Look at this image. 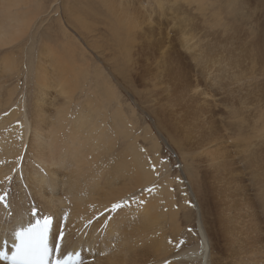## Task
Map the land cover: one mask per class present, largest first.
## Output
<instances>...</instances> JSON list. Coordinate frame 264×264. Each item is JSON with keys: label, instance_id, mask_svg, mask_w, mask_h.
<instances>
[{"label": "bare ground", "instance_id": "obj_1", "mask_svg": "<svg viewBox=\"0 0 264 264\" xmlns=\"http://www.w3.org/2000/svg\"><path fill=\"white\" fill-rule=\"evenodd\" d=\"M195 1L200 4L201 0ZM182 2L184 1L157 0L156 7H151V4L145 7L144 3L136 6L131 0H127V3L123 5L116 2L115 10L118 8L116 10L118 15L110 28L115 48L110 61L115 67L113 69L110 66L111 69L108 72H112L115 80L114 75L125 80L121 82L125 85L128 83L126 78L133 76L131 74L133 62L137 60L143 64L142 67H146L149 65L150 53L155 52L154 57L159 64L153 69L146 68L149 72L154 71L157 80L152 87L166 94L178 93L180 102L188 98L192 103L195 101L194 97L198 98V106L192 108L194 117L202 119L204 122L202 125L213 135L217 131L228 133L226 139L238 142H236V149L239 153L242 150L240 142L243 148L244 146L250 148L251 139H260L264 136V119L258 118L260 125L257 122L259 126L255 124L250 128L248 120L242 117L239 110L234 107V103L229 105L225 103V109L222 106L224 109L222 113L215 112L214 95L209 93L208 88L212 90L213 86H222L223 78L230 76L233 71V64L228 57L229 52L223 48L222 41L216 33L198 35L206 34L207 31L203 28L194 33L192 29L194 19L190 18L191 22H189L186 14L182 16L184 20L181 21L180 10L185 6ZM29 6L35 10L41 8L38 3L30 4L28 0H0V12H2L0 13V50L17 49L30 37V31L37 22L39 12L33 17L28 11ZM172 12L174 22L170 20ZM157 13L159 18L166 15L165 19L169 21L164 27L155 21L153 15ZM86 16L83 17L84 21ZM84 21L81 23L83 27L87 25ZM169 24L172 26L169 27ZM62 26L65 27L60 24V27ZM63 27L62 34L66 42L62 43L64 45L60 51L56 50L53 44L46 43L42 48L41 44H38V60L33 67L31 58L26 63L25 70L28 72L23 73V76L28 83H32L34 98L32 95L30 103L28 99L27 105L26 102H22L20 108L11 109L7 114L2 113L14 106V95L17 93V87L11 86L12 84L7 85V82L18 78L17 74H22V71L15 66L16 58L12 51L1 56L0 196L8 197L9 213L12 217L6 218L5 212L0 208V232L8 230L18 223L19 218L26 216V198H31L45 214H53L56 217L62 211L68 214L66 250H74L78 247L80 241L73 238L74 232L84 223L95 219V225L87 234L86 240H83L96 254L94 261L88 264H156L162 260L161 255L168 260L166 264H186V262L187 264H210L207 248L209 254L211 249L212 253L219 254L218 249L222 242H220V234L217 233L219 229L215 227L216 221L221 220L215 205L218 202L211 200L213 207V209L210 208L209 213L211 218L207 216L208 219L205 220L210 236V251L209 239L206 232L203 231L205 236L202 234L201 229L199 238L197 237L191 245L175 249L174 244L165 238L163 229L160 232L157 228L158 235H153V231L160 225L163 218L159 211L160 205L167 208L174 225L179 221L176 219V213L173 212L175 200L171 190L172 182L169 179L161 180L159 182L161 186L156 187L157 174L160 173L155 163V159L158 161L159 142L153 140L149 133L146 134V137L151 140L153 151L151 154L143 145L139 146L138 136H134L135 126L128 118H125L119 110H116L113 118H109L105 113L103 115L98 109L88 110L90 107V102L86 101L89 100L88 98L84 100V108L87 110L80 108L73 115L68 114L78 92L82 94L88 91L85 89L88 71L84 68L85 61L82 57L75 60V55L79 53H73L76 43L72 42L68 34L66 36L65 33L68 32H64ZM176 28L179 37H170ZM136 30L142 33L135 34ZM42 40L49 39L43 36ZM137 40L142 43L140 49H136ZM176 44L179 45V49L175 47ZM77 47L76 45V49ZM134 49L142 54L139 58ZM43 53L47 59L40 61ZM119 58L122 60L119 61ZM184 58L188 61L186 64ZM32 69L33 74H31ZM95 73L92 78L96 89L103 91V86L111 80ZM202 74L208 75L205 81L199 79ZM115 82L121 84L117 80ZM203 83L206 85L204 86ZM167 84H172L169 89L165 87ZM106 90L110 95L117 96L116 87L106 86ZM51 91L55 92L54 96ZM50 108H53L51 112ZM21 115L27 117V119L24 118L23 126L19 123ZM247 129H251L253 135ZM26 139L27 147L24 148ZM182 139L183 137H180L179 141L183 142ZM222 139H224L222 134L214 136L213 141L218 140L221 143H216L218 149L216 148L213 154L216 155L215 151L218 153V150L223 151L226 147L222 144ZM171 140L176 144L172 137ZM181 155L183 156V152ZM223 155L224 157L219 156L225 159L223 162L219 161L218 156L214 158L218 164L217 172L224 166L234 165L230 154L223 153ZM251 156L249 161L245 160L244 166L252 168L255 165L258 166L254 161L259 157H256V151H253ZM260 161L263 162L264 159ZM241 162H244V159ZM226 170L222 173H226L224 176L230 175L231 182L240 181L239 177L243 176L241 170L235 165ZM257 171L252 170L248 176L253 180L264 175L263 171L260 170L261 176ZM256 182L254 180V183ZM148 185H151V188L146 192L143 191L138 200L129 199L127 203L121 205L122 201L141 192L138 188H145ZM257 187L254 188L262 192L259 185ZM226 191L228 193H224L222 204L233 203V206L227 205L229 207L223 209V215L227 217V220L225 219V225L222 223L225 228L221 224L219 228H223L221 233L223 240L228 241L224 229L231 228L241 219L242 211L236 197H240L238 195L242 193L243 188L231 191L228 187ZM204 202L208 203V200L205 199ZM259 202H262L264 210V199ZM117 204L120 207L113 210V205ZM261 220L264 224V220ZM96 225H98L97 229ZM157 251L160 254L158 257H156ZM149 258V262H146ZM220 260L219 257L212 259L211 264H221Z\"/></svg>", "mask_w": 264, "mask_h": 264}, {"label": "rangeland", "instance_id": "obj_2", "mask_svg": "<svg viewBox=\"0 0 264 264\" xmlns=\"http://www.w3.org/2000/svg\"><path fill=\"white\" fill-rule=\"evenodd\" d=\"M156 1L157 0H142V2L138 3L137 0H131L136 6L144 3L145 7L149 6L148 4H151V7H156ZM181 1L185 2H182L185 6L180 10L181 13L179 14L181 21L184 20L182 16L186 14L189 22H191L190 18L194 19L192 28L194 33L202 28L206 29V34L201 33L198 35L216 33L220 41H222L223 48L229 52L228 57L233 64V71H231L230 76L223 78L221 82L222 86H213L214 88L212 90L208 88L209 93L214 95L213 100L216 102L215 112L222 113L225 109V103L227 105L234 103V107L239 110L242 117L248 120L250 128L254 127L255 124L258 125V123L260 125L258 118L264 119V0H201V5L196 3L195 0H187V2L185 0ZM32 2L38 3L41 8L39 10H35L32 6L28 8L30 15L33 17L39 12L37 15V22L30 31V37L17 49L0 50V61L2 59L1 56L12 51L16 58L14 64L22 71V74H17L19 76L18 78H14L7 82V85L12 84L11 86L15 85L17 87V93L14 95V106L10 107L2 114H7L11 109H17V107L20 108L22 102H26L27 105V100L29 99L28 103H30L32 95L34 98L32 83H28V80H25L23 76V73L28 72L25 70L26 63L28 59L31 58L33 67L38 60V44H41V48L45 46L46 43L53 44L56 50H61L62 46L65 44L64 42H66L62 34L63 26L60 27V24H63L65 26L63 27L64 32H68L65 33L66 36L68 34L72 42L74 44L76 43L74 45L75 49L73 48V53L83 52L82 55L78 53L79 56L76 54L75 60L77 61L82 57L85 61L84 68L88 71L85 85V89L88 91L82 92V94L78 92L73 99L74 104H72L68 114L73 115V113L79 111L80 108L85 109L84 100L88 98L89 100H86L90 102L88 110L98 109L99 112L102 114L105 113L109 118H113L116 110H119V112H121L125 118H128L135 126L134 136H138L139 146L141 145L142 147L143 145L151 154H153L152 144L151 140L146 137V134L149 133V136L152 137L153 140L159 142V154H157L158 161L155 159V163L157 167H159L160 173L157 174L158 185L156 187L161 186L159 184L161 180L169 179L172 182L171 190L175 200L173 212L176 213V219L179 221L174 225L167 208L160 205L159 211L163 218H161L160 225L153 231V235H158V232H161V229H163L165 238L169 240L171 244L173 243L176 249L191 245L197 237L199 238L201 229L202 234L205 236L204 232H206L209 239V241L206 240L209 243L210 251V236L207 231V226L205 225V220L210 217V208L213 209L212 200L218 202L215 203V205L221 222L219 220L216 221L215 227L219 229L217 233L220 234V242L222 241L223 243H220L222 246L220 244V246L217 245L219 249L221 248V251L218 249L219 254L212 253V249L209 254L207 248L210 264L212 263V259H217V257L221 259V264H264V224L261 220H264V210L262 209V202H259L261 199H264V183L261 184L264 182V175H262L264 174V161H260L262 158L264 159V136L260 139H251L250 148H245V146L243 148V144L240 142L242 150L238 153L236 149L237 141L226 139L228 133L221 131H217L218 134L216 133L215 135L210 133L202 125V123H204L203 120L193 115L194 110L192 108L198 106V98L194 97L195 101L192 103L188 98L180 102L178 100V93L170 92L166 94L164 91L152 87V84L157 80L154 76V71L149 72L146 68L149 67L153 69L159 64L154 57L156 53L153 51L149 55V65L146 67H142L143 64L135 59L136 61L133 62L134 64L132 63L133 67L131 69V74L133 76L126 78L128 79V83L125 85L121 83L125 80H122L118 75H114L118 83L120 82L122 85L117 84L115 82L116 80L113 78V74H111L112 72H108V70L111 69L110 66L113 69L115 67L110 61L112 59V53L115 51L110 28L115 23V19L118 15L116 12L118 8L115 10L116 2L123 5L127 3V0H28V3L32 4ZM13 12L15 11L13 10ZM85 15L88 16L85 18L86 21H84L83 18ZM153 16L155 17V21H158L163 27L169 22L165 19L166 15L159 18L157 13V15ZM71 18L75 20L73 19V21ZM170 20L174 22L173 12L170 15ZM83 21L87 24L86 26L88 28L82 26L81 23ZM77 25H81L82 28H80L82 30ZM168 26L171 27L172 24ZM141 33L142 32L139 30L135 31V34L138 35ZM43 36H46L49 40H42ZM172 36L174 38L179 37L177 28L170 34V37ZM139 41L140 40H137L136 42V49H140L142 46V43ZM62 43L64 44L62 45ZM76 45L78 49H76ZM175 47L179 49L178 44H176ZM136 49L134 50L139 58L142 54L136 51ZM182 52L184 51L182 50ZM40 57H42L40 61L41 59H44L43 61L47 59L45 53ZM184 59V63L186 64L188 61L186 58ZM121 60L122 59L119 58V61ZM33 71L32 69L31 74H33ZM94 72H96L95 75H101L102 78H109L111 80L103 86V91H98V89H96V85L92 78ZM207 78L208 75L206 74H202L199 77L202 81H205ZM110 85L116 87L117 96L110 95L106 90V86L109 87ZM171 85L172 84H167L165 86L166 89H169ZM203 85L205 86L206 84L203 83ZM26 91H28V93H26ZM51 94L54 96L55 92L51 91ZM222 106H224V109ZM52 109L53 108H50V112ZM206 116L209 115L206 114ZM24 118L27 119L26 115L20 116L19 123L21 126L24 125L22 124ZM205 119H207V117H205ZM219 129L221 130L220 126ZM247 131L253 135L251 129H247ZM219 134L224 136L222 144L226 147H224L223 151L218 150V153L215 151V155L213 151L218 147L216 143L219 141L217 140L214 142L213 139L214 136H219ZM171 137L175 140L176 144L173 143L174 141L171 140ZM180 137H183V142L179 141ZM177 142L179 144H177ZM26 147L27 139L24 148ZM253 151H256V157L259 156L254 159L258 166L255 165L253 168L244 166L245 160L249 161L252 158L251 155ZM181 152H183V156ZM222 152L226 155L230 154L232 159L230 157L229 159H231V162H234V165L241 170L243 176L239 177L240 181L235 180L231 182L232 179L230 175H227L229 176L227 177L226 175L224 176L226 173H222L234 165H228L229 167L226 166L228 168L224 166V169L220 167L221 169L218 171L222 175L217 172L216 168L218 164L214 158L218 156L217 158L219 161L223 162L225 159L221 158L222 156L224 157ZM242 154L243 156H240ZM219 156H221L220 158L222 160ZM240 159H244V162H241ZM251 169L256 171L258 169L257 173H259V175L262 173L261 171H263L261 174L262 176L260 175L261 177L252 180L251 177L248 176L252 171ZM254 180L257 182L254 183ZM258 185L259 189H261L260 191L263 193L254 188H258ZM228 187L231 188V191L240 188H243V191L238 195L240 197H236V199L239 200L238 203L242 211L240 213L241 219L238 223L232 225L231 228H227V230L224 229L225 237H228L227 241L223 240L221 235L223 228L221 229L219 227L223 226L225 228L224 225L227 220V217L225 216V218L223 215V209L228 208L229 206L227 205L233 206V203L227 205L222 204L224 193H228V191H226ZM150 188L151 185L145 188H138L141 192L122 201L121 205L127 203L129 199L138 200L143 191L146 192ZM257 195H261V197H257ZM256 198L258 202H256ZM205 199L208 200V203L204 202ZM231 218L233 219V217ZM222 223H224V225ZM219 224H221V226H219ZM95 227L97 229L98 225ZM157 228L159 230L158 232ZM213 242L215 243V241ZM159 255L157 251L156 257ZM160 257L162 260L156 264H166L168 260L165 259V256L161 255ZM150 258L146 262H149Z\"/></svg>", "mask_w": 264, "mask_h": 264}, {"label": "snow or ice", "instance_id": "obj_3", "mask_svg": "<svg viewBox=\"0 0 264 264\" xmlns=\"http://www.w3.org/2000/svg\"><path fill=\"white\" fill-rule=\"evenodd\" d=\"M119 207V204L113 205V210ZM50 223L51 220L45 218L43 226L37 221L35 225L23 228L15 233L16 239L20 243L17 245V252L13 257V264H24L28 259L47 256L48 248L44 245V235Z\"/></svg>", "mask_w": 264, "mask_h": 264}]
</instances>
